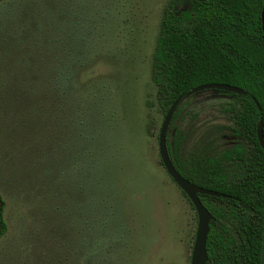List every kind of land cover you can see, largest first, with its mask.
Segmentation results:
<instances>
[{"label":"rangeland","instance_id":"374dc122","mask_svg":"<svg viewBox=\"0 0 264 264\" xmlns=\"http://www.w3.org/2000/svg\"><path fill=\"white\" fill-rule=\"evenodd\" d=\"M167 1L0 3V32L11 39L32 38L42 28L52 31L60 44L82 47L70 79L86 110L85 128L74 120H64V128L57 123L39 137L42 150L38 158L46 165L56 158L57 169L54 180L36 176L34 189L13 186L5 163L8 143L2 125L0 209L8 232L0 241V264L6 262V251L23 246L25 236L35 231V255L41 260L47 231L58 226L68 231L75 257L80 258V253L88 257L90 216L99 201L112 204L118 214L121 238H117L122 243L113 253L114 264H190L196 214L161 165L158 133L165 114L157 105L150 77ZM228 103L223 94L209 91L187 99L184 114L173 124L185 135L183 158L199 152L205 141L222 138L217 128L231 124L222 110ZM47 142L50 144L45 145ZM35 153L30 158L36 161ZM46 194L53 198V205Z\"/></svg>","mask_w":264,"mask_h":264},{"label":"trees","instance_id":"16d2710c","mask_svg":"<svg viewBox=\"0 0 264 264\" xmlns=\"http://www.w3.org/2000/svg\"><path fill=\"white\" fill-rule=\"evenodd\" d=\"M261 9L262 0H168L151 58L150 77L160 111L165 114L183 95L166 133L167 152L173 166L190 183L225 195V198L198 195L212 215L206 264H260L264 152L259 146L256 128L261 120L264 142ZM82 54V47L60 44L49 29L41 28L32 38L22 35L19 39L0 32V132L5 124L8 143L5 163L11 171L13 186L37 187L36 176L54 180L56 158L49 165L40 160L39 137L51 127L61 123L64 128L62 121L74 120L85 128L82 119L86 110L77 96L78 87L70 79L71 70ZM206 84L229 85L246 92V95H237L202 91L223 94L229 100L222 109L233 123L229 130L252 149L247 156L240 150L235 154L242 173L226 171L221 159L229 161L228 153L217 159L201 157L199 152L182 157L185 135L173 124L184 114L187 99L196 95L191 91ZM35 150L36 161L30 158ZM30 191L32 194L33 190ZM44 197L53 205L51 196ZM112 208L109 202L100 201L92 206L88 257L81 253L80 258L75 257V245L68 240V231L58 226L47 231L46 251L41 260L35 255L38 247L35 231L25 236L23 246L12 251L4 248L5 264H114L113 253L122 242L118 239L121 232L116 223L118 214ZM7 232L1 208L0 241Z\"/></svg>","mask_w":264,"mask_h":264},{"label":"water","instance_id":"95a60500","mask_svg":"<svg viewBox=\"0 0 264 264\" xmlns=\"http://www.w3.org/2000/svg\"><path fill=\"white\" fill-rule=\"evenodd\" d=\"M261 20V30H262V40L264 41V0H262V9L260 12ZM207 90H217L225 91L229 93H234L237 95H246V92L240 88L223 85V84H206L194 88L191 93L196 94L198 92ZM183 95H180L169 107L164 115L163 121L161 123L159 133H158V153L162 167L166 171L172 182L181 190V192L186 196L190 204L192 205L197 219L196 231L193 241V246L190 256V264H206L207 263V253H206V241L209 232V224L212 220V215L203 206L199 200L198 195L211 196V197H223L225 195L218 194L214 191L207 190L190 183L188 180L183 178L179 172L173 166L166 147V133L168 132L170 121L172 116L181 101ZM257 108L258 104L254 101ZM256 136L261 149L264 152V142L262 139V121L259 120L256 128ZM260 264H264V224L262 230L261 238V253H260Z\"/></svg>","mask_w":264,"mask_h":264},{"label":"flooded vegetation","instance_id":"af4514ba","mask_svg":"<svg viewBox=\"0 0 264 264\" xmlns=\"http://www.w3.org/2000/svg\"><path fill=\"white\" fill-rule=\"evenodd\" d=\"M233 123L230 124L226 129L218 127L217 134L222 136V138L216 139V141L211 143H205L202 145L199 153L201 157L214 158L217 159L219 156H226L227 153L230 155L231 159L225 161L223 158L221 163L224 165L226 171L235 172V174L242 173L243 168L238 163V159L235 157V154L238 150L243 152V155H249L252 151L250 146L245 142L244 139L236 138L229 130V127H232ZM222 128V129H221ZM260 146V145H259ZM204 161H206L204 159ZM172 181V180H171Z\"/></svg>","mask_w":264,"mask_h":264}]
</instances>
